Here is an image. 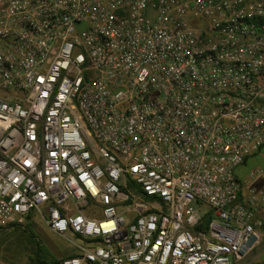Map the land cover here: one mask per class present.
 <instances>
[{"label": "built area", "instance_id": "obj_1", "mask_svg": "<svg viewBox=\"0 0 264 264\" xmlns=\"http://www.w3.org/2000/svg\"><path fill=\"white\" fill-rule=\"evenodd\" d=\"M263 146L264 0H0V229L63 264H235Z\"/></svg>", "mask_w": 264, "mask_h": 264}, {"label": "rangeland", "instance_id": "obj_2", "mask_svg": "<svg viewBox=\"0 0 264 264\" xmlns=\"http://www.w3.org/2000/svg\"><path fill=\"white\" fill-rule=\"evenodd\" d=\"M264 168V149L257 156L248 160L245 165L237 168V176L241 179L251 171ZM33 221V220H32ZM38 237L50 251L59 257L75 253L76 248L69 240L51 231L44 222L33 221ZM17 234L9 227L0 233V264H26L30 251L17 239ZM252 258V250L235 264H248Z\"/></svg>", "mask_w": 264, "mask_h": 264}, {"label": "trees", "instance_id": "obj_3", "mask_svg": "<svg viewBox=\"0 0 264 264\" xmlns=\"http://www.w3.org/2000/svg\"><path fill=\"white\" fill-rule=\"evenodd\" d=\"M10 228L17 234L19 242L30 251L26 264H63L64 258L74 256V253H72L65 257H59L52 253L41 238L38 237L34 229V223L30 220V217L23 224H15ZM4 231L5 229H0V233Z\"/></svg>", "mask_w": 264, "mask_h": 264}, {"label": "crops", "instance_id": "obj_4", "mask_svg": "<svg viewBox=\"0 0 264 264\" xmlns=\"http://www.w3.org/2000/svg\"><path fill=\"white\" fill-rule=\"evenodd\" d=\"M263 149H264V147L261 150H259L258 152H256L249 159L257 156L258 154H260L263 151ZM248 160H247V162H248ZM261 169L264 170V168H261ZM263 181H264V179H263ZM248 264H264V228L262 229V241H261V243L259 245L255 246L252 249V258H251V260H250V262Z\"/></svg>", "mask_w": 264, "mask_h": 264}]
</instances>
